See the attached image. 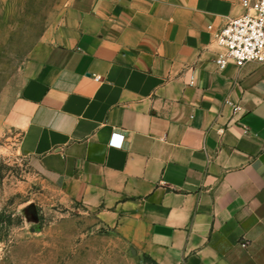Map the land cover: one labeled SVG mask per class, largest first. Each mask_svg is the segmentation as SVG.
Wrapping results in <instances>:
<instances>
[{
	"label": "crops",
	"instance_id": "crops-1",
	"mask_svg": "<svg viewBox=\"0 0 264 264\" xmlns=\"http://www.w3.org/2000/svg\"><path fill=\"white\" fill-rule=\"evenodd\" d=\"M242 2L67 0L3 116L139 258L264 264V64H216Z\"/></svg>",
	"mask_w": 264,
	"mask_h": 264
},
{
	"label": "rangeland",
	"instance_id": "rangeland-1",
	"mask_svg": "<svg viewBox=\"0 0 264 264\" xmlns=\"http://www.w3.org/2000/svg\"><path fill=\"white\" fill-rule=\"evenodd\" d=\"M66 1H0V264H151L102 226L96 212L65 200L2 125L33 47Z\"/></svg>",
	"mask_w": 264,
	"mask_h": 264
},
{
	"label": "built area",
	"instance_id": "built-area-1",
	"mask_svg": "<svg viewBox=\"0 0 264 264\" xmlns=\"http://www.w3.org/2000/svg\"><path fill=\"white\" fill-rule=\"evenodd\" d=\"M242 4L246 13L230 20L215 34L220 50L216 59L219 69L231 63L238 68L264 64V0H243ZM209 29L213 30V27ZM96 79L100 81V78ZM195 83L193 76L189 85L194 86Z\"/></svg>",
	"mask_w": 264,
	"mask_h": 264
},
{
	"label": "trees",
	"instance_id": "trees-1",
	"mask_svg": "<svg viewBox=\"0 0 264 264\" xmlns=\"http://www.w3.org/2000/svg\"><path fill=\"white\" fill-rule=\"evenodd\" d=\"M151 264H157L155 261H153L152 259L150 258H146Z\"/></svg>",
	"mask_w": 264,
	"mask_h": 264
}]
</instances>
